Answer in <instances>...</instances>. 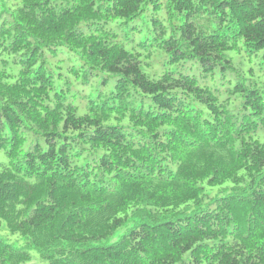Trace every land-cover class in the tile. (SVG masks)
<instances>
[{
  "label": "trees",
  "instance_id": "1",
  "mask_svg": "<svg viewBox=\"0 0 264 264\" xmlns=\"http://www.w3.org/2000/svg\"><path fill=\"white\" fill-rule=\"evenodd\" d=\"M0 152V264H264V0H0Z\"/></svg>",
  "mask_w": 264,
  "mask_h": 264
},
{
  "label": "rangeland",
  "instance_id": "2",
  "mask_svg": "<svg viewBox=\"0 0 264 264\" xmlns=\"http://www.w3.org/2000/svg\"><path fill=\"white\" fill-rule=\"evenodd\" d=\"M145 67H144V69L147 72V68H145ZM4 159H5L4 154L2 152H0V160H4ZM0 238H3L5 241H7V242H9L15 246H19L23 242V239L21 236H19L18 234H12V233L8 232V230L6 229L4 224H0ZM38 260H39V258L34 256L33 260L29 264H38V262H37Z\"/></svg>",
  "mask_w": 264,
  "mask_h": 264
}]
</instances>
